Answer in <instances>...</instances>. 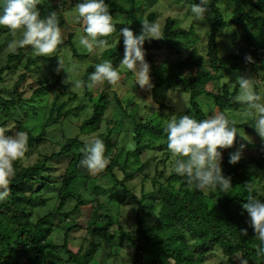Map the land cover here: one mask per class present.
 I'll return each mask as SVG.
<instances>
[{
  "label": "trees",
  "instance_id": "16d2710c",
  "mask_svg": "<svg viewBox=\"0 0 264 264\" xmlns=\"http://www.w3.org/2000/svg\"><path fill=\"white\" fill-rule=\"evenodd\" d=\"M157 1L105 0V3L111 15L130 18L143 12L144 3L149 7ZM75 2L78 4L80 0ZM177 2L187 6L188 16L191 14L190 5L198 3L199 0ZM220 2L222 0H209L207 6L206 14H211L213 21L209 27L204 54L200 53L191 37L193 25L183 27L176 16L166 15L162 18L161 12L158 14L149 11L146 15L145 19L149 22L161 24L162 38L146 40L143 45L153 85L149 92L152 103L158 110L168 109L171 115L181 114L177 113L173 106L166 104L164 98L157 99L161 86L166 87L165 89L177 88L188 93L191 114L197 120L207 119L212 114L204 112L199 105L197 98L201 95L211 97L219 112L227 116V111L246 106L235 100L238 85L231 88L229 84L220 81L232 72H240L242 76L248 77L247 69L250 66L254 70H264L263 64L259 63L264 62V0H228L223 7V10L230 8L227 15L219 7ZM38 8L41 18L55 11L59 26L65 25L59 10L46 1L42 0ZM114 25L118 32L122 27H129L134 34L140 33L135 30L136 27L132 28L127 24ZM237 27L243 28L242 39L251 48L249 54H244L239 46L236 52L219 56L218 42L225 40L222 37L225 30L232 28V33ZM2 37L4 42L0 43V51L12 40L11 31L6 26H0V38ZM73 37L74 33H68L67 39H62L52 56H31V46H25L18 48L15 53H4L5 59L0 63V127H7L8 135L24 131L28 136L24 157L14 162L16 175L9 186L10 195L0 202V264H92L101 242H118L121 248L129 244L132 254L128 264H207L208 256L213 254L217 255V259L211 264H242V261H247V264H264V255H258L256 250L259 241L247 223L248 216L242 208L247 202L249 185H252V195L264 200V143L256 154H244L236 164L228 162L229 153L239 148L240 144L245 145L243 150H251L245 141L236 137L231 148L218 149L222 152V172L226 178H231L232 187L229 190L221 191L218 187L206 194L195 188L189 190L185 179L171 170L175 157L167 148V136L163 130L166 124L162 121L157 124L146 121L139 114L138 105L130 102V109L127 110L115 94L109 97L103 89L99 90L96 96L92 95L87 83L89 75L98 64L96 63L88 65L79 79L83 82L81 88L84 97L80 100V106L78 104L74 109V113L81 111L78 114L81 117L75 123L76 132L72 134L61 131L60 142H56V151L49 152L45 148H38L46 140L54 144L55 140L48 139L46 129L53 125L59 126L70 117V110H64L66 101L60 99L62 94L68 93V99L74 101L77 100V93L69 90L68 85H63V91L54 95L48 111L45 112L42 129L37 134L25 125L28 113L23 111L24 106L29 100L32 103L41 100V96L52 89L60 79L59 76L54 82H49L46 72L51 64H59V52L62 48L67 47L72 58L80 60L87 57V53L78 52L72 41ZM229 42L234 45L237 43L233 35ZM161 49L172 52L175 57L166 61L167 67L160 71L165 72L163 77L158 70L162 65L159 66L154 59L155 52ZM123 52L122 44L119 49L111 50L104 59L111 60L113 67L118 69ZM182 55L184 56L179 57ZM249 56L251 61L246 59ZM36 73L39 77L35 79V84L27 85V79ZM6 76H13L9 85L4 84ZM255 84L262 85L259 80H255ZM103 85L110 84L104 82ZM209 86L210 89L207 88ZM111 101L122 113L117 121L123 127L126 123L123 118L127 117L132 130L133 148L126 151L125 159L121 162L118 160V145L111 139L113 128H108L105 133L99 132L102 123H108L106 114ZM29 106L36 109L34 104ZM254 124L255 118L246 123H236V127L238 130L246 129L252 134H258L252 127ZM93 137L100 138L105 145L108 164L101 170L103 176H109L114 180L115 186L121 187L122 190V194L116 199L119 203L115 204V212L97 197L89 199L83 197L81 192L88 190L86 181L91 178V172L80 163L84 156V142ZM145 152L154 155L151 157L154 164V174L150 180L151 190L145 191L142 186L140 195L136 196L126 185V181L138 176L143 164L141 163L139 169L129 170L128 157L131 154L141 156ZM155 153L161 157L158 158ZM32 156H35L34 160H31ZM26 160L30 161L26 163ZM55 160L66 161L59 175L53 172ZM167 167L170 170L166 174ZM114 168L122 172L121 179L117 178ZM50 192L55 196L54 205L43 211L44 194ZM128 197L134 200L135 205L134 228L126 230L119 223L117 209ZM89 200L94 201V204L90 205L91 210L84 218L77 217V213L90 204ZM70 201H74V204L64 211ZM155 206H158L157 216L154 222L148 225L146 216ZM54 219L58 222L57 225L53 223ZM62 221L66 222L63 241L59 245L53 243L49 235L56 226L63 223ZM83 225L91 240L86 245H83V241L76 250H72L68 246L70 232ZM114 225L116 227L113 228ZM241 229L247 230L246 236L241 233Z\"/></svg>",
  "mask_w": 264,
  "mask_h": 264
},
{
  "label": "clouds",
  "instance_id": "9594fccd",
  "mask_svg": "<svg viewBox=\"0 0 264 264\" xmlns=\"http://www.w3.org/2000/svg\"><path fill=\"white\" fill-rule=\"evenodd\" d=\"M41 3L42 0H0V26H6L14 37L7 45L11 52L31 46L35 55L48 56L62 43L57 13L52 11L41 18L38 8ZM208 4L209 0L192 3L189 19H203L208 11ZM73 22L81 25L82 34L78 36V43L89 53L104 49L108 44L106 38L116 30L105 0H80L74 10ZM141 23L142 30L139 34H134L129 27H122L119 31V39L123 37L124 45L120 68L133 74L135 85L141 89H150L153 86L150 65L145 60L143 45L146 40L162 37L158 23L146 19ZM17 31L20 32L18 39L15 38ZM246 59L251 61L250 56ZM58 61L57 71L62 69L67 74L79 72L75 63L65 67L62 61ZM119 80V70L113 67L111 60L105 59L95 65V70L88 77L87 87L93 89L104 82L117 85ZM65 83H70L74 88L83 85L80 80ZM236 85L239 86V94L235 96V100L246 105L245 110L255 118L252 127L264 139V94L256 90L251 77L237 76L233 82V86ZM163 130L167 136V148L175 157L171 170L185 179L189 190L195 188L206 194L218 187L221 191L232 187L231 178H226L222 172V152L218 149L231 148L237 135L244 140H249V137L238 130L235 121L230 120L227 114L214 112L207 119L201 120L190 113L173 114ZM7 132V127H0V202L10 195L9 186L16 175L14 162L24 157L28 144L26 132L17 131L13 135H8ZM244 148L245 145L240 144L236 151L230 152L228 162L238 163ZM83 153L80 163L91 173L103 170L108 164L104 142L98 137L84 142ZM252 190V185H249L247 202L242 208L247 213V223L259 241L256 246L257 254L264 255V200L252 195ZM241 233L246 236L247 230L241 229ZM242 264H247V261H242Z\"/></svg>",
  "mask_w": 264,
  "mask_h": 264
},
{
  "label": "rangeland",
  "instance_id": "374dc122",
  "mask_svg": "<svg viewBox=\"0 0 264 264\" xmlns=\"http://www.w3.org/2000/svg\"><path fill=\"white\" fill-rule=\"evenodd\" d=\"M46 1L50 6L55 7L59 10V13L61 17L64 20L65 25L60 26L61 32H62V38L64 40L67 39L68 33H74L73 37V43L74 46L78 49V52H85L87 53V57L84 59H75L72 58L70 50L67 47H64L61 49V52H59V57L60 61L63 62V65L65 67H70L73 63L77 65L79 68L78 73H69L67 74L64 70L57 71L58 65H50L48 66L47 72H46V77L49 80V82H54L57 77L60 76V79L58 80L56 85L47 91L45 95L41 96V100L39 99L38 101H27L24 106V110L26 113H28L27 122L25 123L26 127L28 129H31L35 134H37L42 128V124L44 122L45 118V112L48 111L51 102L53 101L54 95L57 92H62L63 91V85H65V81H74V80H79L80 77L84 74V71L88 65L100 63L103 60H105V56L111 51V50H117L120 48V46L123 44V37H120L119 39V32L115 30L111 34V36L107 37L106 39L108 40V44L104 49H98L94 50L92 53L87 52L85 49L82 48V46L79 45L78 43V36L82 34V27L81 25L75 24L73 22V16H74V10L76 7V2L75 0H44ZM228 0H222L220 2V6L223 10V7L226 6V2ZM251 1V0H248ZM253 1V0H252ZM143 12L137 13L135 16L127 18L126 16L122 15H112L113 17V23L114 24H120V25H130L132 28L136 27L135 30L141 32L142 30V23L141 21L145 20L146 15L148 14L149 11H155L156 13H162V18H164L166 15H174L176 18L181 22L183 27H187L188 24L193 25V34L191 37H193L194 42L197 44L198 49H200V53H205V44L207 41V36L209 35V27L213 21V16L211 14H205L203 19L201 20H190L189 17L190 15L187 16L186 14V9L187 6L183 4L182 2H177V0H158L155 5L147 7L146 4L144 3L142 5ZM224 14H229L230 13V8H227V10H223ZM161 18V16H160ZM160 18L158 20H160ZM160 27L161 24L159 23ZM226 32L224 35H222L223 39H225L222 42H218V55L222 56L225 54L229 53H234L236 52V48L240 46V50L248 55L250 52V47L247 42H244L242 39L243 35V28L242 27H237L234 28L233 32L232 28H228V30H225ZM231 35L234 36V44H231L229 41L231 40ZM20 32L17 31L16 37L19 38ZM4 37L0 38V43L4 42ZM11 39L13 40L14 37L11 33ZM219 41V40H218ZM8 45V44H7ZM1 49L0 51V63H3L5 59V54L8 51H10L7 47ZM56 53V50L48 55L52 56ZM31 56H35L34 52L32 51L30 53ZM179 56V57H183ZM175 58L173 56L172 52L167 51L166 49H161L160 51H156L154 55L155 61L158 63L160 66L159 73L161 74V77L164 76L165 72H160L164 68H166V61L172 60ZM206 61V60H205ZM207 62V61H206ZM260 64H263L264 62H259ZM45 64V63H44ZM165 65V67H164ZM40 69V68H39ZM119 74H120V80L118 81L117 85H103L98 84L91 90V93L93 96H96L97 92L101 89L105 90L108 94L109 97L112 96V94H115L116 97L119 99V101L122 103V105L126 106V109H130V102L138 105V112L144 118L146 121H151L154 124H157L159 122H163L166 124L168 119L170 118L171 114H169L168 109H163V110H158L152 103L151 100V95L149 92V88H144L141 89L139 86L135 85L134 82V76L133 74L125 69V68H120L118 67ZM40 71V70H39ZM39 73V72H38ZM36 73L35 75H32V77H29L27 79L26 84L27 85H34L35 84V79L39 77V74ZM247 75L248 77H251L254 84L255 80H259L262 85H256L255 88L257 91L262 93V90L264 89V70L258 69L254 70L252 69V66L248 67L247 69ZM237 76H242L240 72H232L230 74L225 75L220 83H227L230 85V87H233V82H235ZM13 76H6V79L4 81V84L9 85L12 82ZM69 86V90H74L77 93V100H70L68 99L69 94L64 92L61 96V100L66 101V106L64 107V110L68 109L69 111V116L65 122H63L61 125H53L49 128L46 129L47 136L49 137L48 139L50 141H54V144H52L49 141H44L42 144L39 145V149L45 148L47 151H56L58 149V146L56 144L57 141L60 140L59 134L60 132H67V133H74L76 132V125L75 123L79 120L81 116H78V114L81 111H78L77 113H74V109L77 107V105L80 103V100L83 96V90L82 88H74L71 87V84L68 83L66 84ZM166 87L161 86L158 89V96L157 99H165L164 102L166 104H169V106H173L175 111L177 113H190L192 112L191 105L189 102V94L184 92V91H179L177 88H170V89H165ZM211 88V86L207 87ZM169 92V96L168 95ZM239 94V87H238V92L237 95ZM175 100V102H174ZM82 101V100H81ZM197 101L201 108L204 110L206 113H214V112H219L218 108L215 106L213 100L211 97L207 95H201L197 98ZM30 104L36 105V109L30 108ZM80 106V104H79ZM246 106L240 107L238 109H233L227 111L228 117L230 120L235 121V123H246L250 120H253L254 116L250 113H248L246 110ZM170 115V116H168ZM122 116L121 111L115 107L114 102L111 101V106L109 110L107 111L106 114V120H108V123L103 122L101 125V128L99 132L105 133V131L112 127L113 128V136H112V141L116 142L118 145V160L121 162L125 159V154L126 151L133 148V141H132V130L131 126L128 123V118L124 117L123 120L126 122L124 126L122 127L121 124L117 121L120 119ZM72 121L73 124L70 122ZM116 121V123H115ZM118 122V123H117ZM242 134H246L249 137V140H244L242 139L239 135H237L238 138L241 140L245 141L250 149L243 150L242 155L244 154H256L257 151L261 150V144L264 143V139H261V137L258 134H252L249 130H244L241 129L239 130ZM81 137V136H80ZM62 141V140H61ZM60 142V141H59ZM124 147V148H122ZM238 147L236 148V150ZM132 150V149H131ZM235 150V151H236ZM158 155V158L161 157L160 154ZM151 157H154L153 153L151 152H145L141 156H135L133 154L129 155L128 157V162H127V168L129 170H136L139 169L141 163L143 164V167L139 171V175L133 177L132 179L126 181V185L130 188L131 192L139 196L141 192V187L143 186V189L145 191L151 190V177H153L154 174V164L153 161L151 160ZM150 160H147L149 159ZM35 156L31 157V160H34ZM173 160V156L171 158ZM30 161V160H28ZM26 160V163L28 162ZM171 162V161H170ZM169 162V163H170ZM53 164L55 166L54 168V174L59 175L62 170L64 169L66 165L65 160H55L53 161ZM169 165V164H167ZM114 173L116 174L118 179L122 178V172L118 169H113ZM170 168L167 167L166 174L169 172ZM146 176V178H141V176ZM262 181H264V176L262 177ZM87 189L88 190H82V195L83 197L92 199L93 196L97 197L98 200L105 205L108 204L109 207L113 209L115 212V204L118 202L117 197H119L122 194L121 187L115 186L114 180L111 179L109 176H103L101 170L97 171L95 173H91V178L86 181ZM82 188V187H80ZM45 198V205L43 208V211L46 210V208H49V206L54 205L55 202V196L54 193H45L44 194ZM89 200L88 205H86L84 208H82V211L80 213H77V217L79 218H84L88 214V211L91 210L90 205L94 204V201ZM119 203V202H118ZM74 204V201L68 202V204L64 207V211H67L68 209L71 208V205ZM134 200L130 197L126 198L123 200L122 203L119 204L118 209H117V218L119 220L120 225L123 227V229H133L134 228ZM157 211H158V206H155L152 210L151 213H149L146 216L147 224L151 225L156 216H157ZM55 220V219H54ZM53 221V223H56L55 225L58 224V222ZM68 221V220H66ZM62 221V224H59V226L55 227L54 230L50 233L49 239L56 244H61L63 241V229L65 227V222ZM116 227V225L113 226V228ZM85 237V239H83ZM91 240V236L89 234L85 233V226H81L77 230H74L70 232V236L68 238V246L72 250H76L78 245L81 243L86 245L87 242ZM220 253V251H218ZM131 254H132V248L130 247L129 244H125L122 248L121 245H118V242L112 243V244H107L105 242H101L96 254H95V259L92 264H128L131 259ZM217 259V255H209L207 258L206 263L211 264Z\"/></svg>",
  "mask_w": 264,
  "mask_h": 264
}]
</instances>
